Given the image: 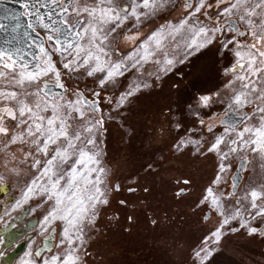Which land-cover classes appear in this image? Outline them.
I'll return each mask as SVG.
<instances>
[{
  "label": "snow or ice",
  "instance_id": "obj_1",
  "mask_svg": "<svg viewBox=\"0 0 264 264\" xmlns=\"http://www.w3.org/2000/svg\"><path fill=\"white\" fill-rule=\"evenodd\" d=\"M205 57L223 92L192 95L191 121L183 108L166 113L170 152L215 160L196 207L217 221L192 264H209L226 235L264 238V181L250 179L264 171V0H0V258L15 244L27 249L19 264H96L98 223L124 188L107 125L126 123L133 98L176 65ZM215 108L220 123H206ZM177 183L182 197L191 181Z\"/></svg>",
  "mask_w": 264,
  "mask_h": 264
},
{
  "label": "rangeland",
  "instance_id": "obj_2",
  "mask_svg": "<svg viewBox=\"0 0 264 264\" xmlns=\"http://www.w3.org/2000/svg\"><path fill=\"white\" fill-rule=\"evenodd\" d=\"M222 64L223 61L221 62V65H217V67H221ZM178 66L182 65H176V67ZM211 72L213 80H210L211 82L209 84L207 83L204 87L197 86L194 88L190 97L192 95H200L203 88H207V90H209L208 93L206 91V94H215L217 91L223 92L224 89L221 84V81L224 78L223 73L217 74L212 70ZM181 87L182 84L178 81L176 75L168 76L164 80L157 82L153 88L146 90L140 93L137 97L133 98L130 107L125 113H123V115L127 118L126 123L117 119L116 122L107 125L108 133L106 136V151L108 165L109 160L115 158L118 154L117 152L120 151L119 139L123 135L122 140L127 142L125 145H129V152H127V155L131 152V154H133L132 157L135 158V160L139 158L140 163L137 164L138 166H141V161H143V164L146 165L148 163H152L153 173L157 177L155 178L154 176L146 174L145 176L148 181L144 182L142 180L143 182H140L138 185V187L141 188V191L144 187H147L149 191L148 193L137 195L140 200V202L138 201L139 206L136 210L137 220L136 223H132V233L130 232L125 234L128 239H131L132 237V240L139 239V243L142 245L146 246V244H149L150 246H153H148L147 252L142 249L144 247L143 246L137 251H134L133 249L128 253L124 251V254L126 253L129 256L133 255V252H135V255H139L140 253L147 254L150 252V249L155 248L158 244H160L163 249L162 251L159 250L160 252L158 254V257L161 258L160 263H164L166 259L169 258V255H173L174 257L183 256L185 254L183 249L186 245L183 246L178 244L181 243L180 240L184 242L185 240H188L189 237L191 238L192 243H196L199 238V236H196L195 233H193V236H190L189 231L191 227L193 228V226L191 221L192 219L190 220V218H188L190 216L189 213H180L179 215L181 223L184 222L185 225L180 227L178 236H176V233L172 236L169 235L167 230L172 227V217L176 215V210L174 208L177 206L179 208H195L196 210L191 214V217L195 215V217H197L196 219H199V222L201 221L205 210H198L196 205L204 188L208 185L210 178L213 176L215 167V160L211 156L205 158L191 155V153L187 151L183 155L173 154L169 151L167 144L175 135V132L169 129V121L166 117L169 106H171L173 119L180 116V112H178L177 109L183 108L184 115L188 117L189 121H191L192 117L189 112V105L194 106L196 104L194 99H190V97L187 98L188 93L185 90H181ZM176 96L179 98V105L181 107L175 106L177 103ZM206 111H210L211 115L204 116L205 122L218 125L222 119L221 116L223 111L220 108L210 110L206 109ZM188 126L191 127V124L189 123ZM122 129L125 130V134ZM161 158H163L162 162ZM127 162L128 161L125 160L124 164L126 165ZM123 166L122 164L120 165V167ZM155 167L157 169L156 171ZM196 178L197 181H200V185L197 186L194 192H186V194L182 197L175 195L179 188H184L181 186L182 184L176 183L177 180L189 179L192 182L195 181ZM250 179L256 182L264 181V171H257ZM135 203H137V200ZM185 203L186 206H183ZM152 220L158 221L156 226L151 224ZM31 229L28 230L19 240H23V238L25 239V236L30 234ZM234 234L226 235L224 238H231ZM240 235L243 236V238H249L243 231H241ZM203 236L204 235H201L200 237L202 238ZM120 237L122 239L124 238V235L122 237L121 232L119 234L118 232L115 233V239H121ZM177 239L178 241L175 242V245L170 246L172 241ZM250 239L251 238H249V240ZM132 240L130 243L134 246L135 241ZM255 243L259 246L253 243L251 245L250 243L251 247L249 246L246 249L247 251H244L242 257L238 260L232 258L234 251H232V253L230 251L227 252L223 263L222 259L214 258V260L209 264H263L264 252L261 251L258 254L257 249L255 250V248H264V238L258 237ZM229 245H231V243L227 244V246ZM235 245H237V243ZM106 248L107 247L105 246H100V248L97 249L96 246L92 248L95 249V251L98 250L100 255L97 257L95 253V256L93 257L96 264H122V262L118 261L119 257L115 258L112 253H108V249ZM117 249L120 248L117 247ZM117 249H115V251ZM26 250L27 249L24 248V251H22L19 257L17 256L18 259L15 261V264H19V258L20 256H23ZM192 250L193 248L191 249V252ZM255 253H257V255H254ZM128 255L126 256L127 259L129 258ZM124 259L125 257H123V261ZM119 260H122V258ZM128 264H139V262Z\"/></svg>",
  "mask_w": 264,
  "mask_h": 264
},
{
  "label": "flooded vegetation",
  "instance_id": "obj_3",
  "mask_svg": "<svg viewBox=\"0 0 264 264\" xmlns=\"http://www.w3.org/2000/svg\"><path fill=\"white\" fill-rule=\"evenodd\" d=\"M221 117H223V114ZM122 131L124 132L125 130L122 129ZM124 134H125V132H124ZM122 137H123V135L119 139V142H120V146H119L120 149L119 150L120 151L117 152L118 153L117 156L115 158H112L111 160H109V159L108 160H109V166L115 172L116 177L118 178V181L122 185H124V188L121 191V193L114 195L111 206L102 215V217L98 223V232H97V235L95 237L94 243L92 244V248L94 246H96V249L100 248L99 242L103 238H106L109 234H113L115 230H116L115 233L118 232V234H119L121 232L122 235L128 234L130 232L132 233L133 226H131V224L133 223V219H134L132 213L134 214V212L135 213L137 212L136 210H137V208L139 206V202H140L137 195H141L144 193L141 190H138L136 193L130 194L126 190L127 183L129 182V181H126V179H125L126 177L136 175L140 181L141 179L146 177L145 175L147 174V172H146L145 168L143 167L146 164H143V161H141V166H138L137 164L140 163L139 158L137 160H135V158L132 157L133 154L129 155L130 159L128 161V158H127L128 155H127L126 150L129 152V149H128L129 145L128 146L125 145L126 142L124 140H122ZM125 160L128 161L130 164L127 162L125 165L124 164ZM121 164H122V166L123 165L124 166L120 167ZM136 169H138V170H136ZM148 175L154 176L155 178H157L155 174H148ZM177 181H182V180H177ZM177 181H176V183H177ZM190 185H189L190 187L188 186L186 188V192H191V191L194 192L196 190L197 186L200 185V181H197V178H196V180L192 181L190 183ZM181 186L185 187L183 184ZM201 186H203V185H201ZM121 199H127L128 200L127 207H122L119 205V201ZM136 200H137V203H135ZM183 206H186V203ZM174 209L176 210V215H174L172 217V219H173V224L171 227L172 231L170 228L167 230V233L169 232V235H171V236L176 233V236H178V230L180 229L181 226L185 225L184 222L181 223V220H180L181 218L179 217V215L181 212L187 211V214L188 213L190 214V216L188 218H190V220L192 219L191 221H192V226H193V228L191 227V229L189 231L190 236L191 235L193 236V233H195L196 236H199L196 243H198L199 240L201 239L200 236L207 234L208 230L210 228H212L216 224V221H217V217L215 215L210 216L208 220L204 219V215H205V212L207 210L204 211V214L201 218V221L199 222V219H196L197 217H195V215H193V217H191V214L196 210L195 208L188 209V207L179 208L177 206ZM117 215H118V219L116 218ZM110 217H111V219H109ZM129 217L132 218L131 221H129V219H128ZM154 226H156V224ZM240 233L241 232L234 234L231 238H227V239L224 238L221 241V244L218 246V249L215 252V254L210 258L209 263H211L214 260V258H219V259L225 258L224 256L227 254V252H230V251H231V253H232V251H234L232 258H234L235 260H238L239 258L242 257L243 252L244 251L246 252L247 251L246 249L249 246L251 247L252 243L255 245H258L255 243L258 236H249L246 234L249 238H251L249 240V238H247V239L243 238V236H241ZM236 237H238V238H236ZM226 243L227 244L231 243V245L227 246ZM236 243H237V245H235ZM250 243H251V245H250ZM117 247L119 248L118 245L114 246L113 247L114 250L117 249ZM124 248L130 249L132 247L130 246V248H127V247H124ZM256 249H257L258 254L261 251L264 252V250H262L264 248H261V249L255 248V250ZM92 252H93V257L95 256V253H96L97 257L100 256L98 253L99 252L98 250L95 251V249H92ZM257 253H255L254 255H257ZM190 258L192 259V254L190 255ZM136 259H139V260H136ZM148 259L149 258L146 259V257L144 255H137L136 254V255H130L128 259L125 257L124 261H120V262H122V264L136 263V262L137 263L139 262V264H148V262H149Z\"/></svg>",
  "mask_w": 264,
  "mask_h": 264
},
{
  "label": "crops",
  "instance_id": "obj_4",
  "mask_svg": "<svg viewBox=\"0 0 264 264\" xmlns=\"http://www.w3.org/2000/svg\"><path fill=\"white\" fill-rule=\"evenodd\" d=\"M210 67H211L210 62H209V60L207 61V58L206 57L205 58H201L200 60H196L194 64L192 62H189V64L187 66H183L182 65V66L176 67L177 71H176V74L175 75L178 78V81L182 84L181 90H183V91L185 90L188 93V97L187 98L190 97V94H191V92L194 89L193 86H192L193 85V82H195L196 85L199 86V87L200 86H203L204 87L205 85H207V83L209 84L211 82L210 80H213L212 77H211V73L212 72H211ZM181 69H182V71H181ZM170 75H172V74H169L168 76H170ZM201 91H205V92L207 91V93H208L209 90H207V88H203ZM176 102L177 103L175 104V106L181 107L179 105V98L177 96H176ZM126 144H127V142H126ZM126 152H128V151L126 150ZM130 154L131 153H129L128 155H130ZM191 155H193V154L191 153ZM127 157H128V161H129L130 157L129 156H127ZM155 170H157L156 167H155ZM142 180L144 182H147L148 181L147 177H145V178H143V179H141L139 181V184H140V182H143ZM186 213H187V211L181 212V214H186ZM132 215L134 217L133 223H136V220H137V212L136 213L134 212V214L132 213ZM131 226H132V224H131ZM171 231H172V228H171ZM115 232H116V230L114 231L113 234H109L106 237V239L103 238L99 242V246H101V247H104V246L107 247L106 249H108L107 250L108 253H112L113 256H115V258H118V257H119V259L122 258V260H119L118 259V261H123V257H126L128 255L126 253H128L132 249L134 251H137L138 249H141V247L144 246L142 249H144V251L147 252L148 246H150L149 244H146V246L145 245H142V244L139 243V239L132 240V237H131V239H128L125 236V234H123L124 235V238L123 239L121 237H120L121 239H115ZM123 235H122V237H123ZM183 239H185V238H183ZM131 240L132 241H135L134 246H133V244L130 243ZM176 241H178V239L172 241V244L170 246L175 245V242ZM185 241H186V244H185ZM185 241L182 242L180 240L181 243H178V244L183 245V246L186 245V247L183 249V251H184L185 254L183 256H174V257H173V255H169V258L166 259L167 262L165 261L164 263H160V259L161 258L158 257L159 256L158 255L159 252L163 250L161 248V245L160 244H158L155 248H152V249L149 248L150 249V252L149 253H147V254H145V253L144 254H141L140 253L139 255H144L146 257V259L149 258L148 264H192V259L190 258V255L192 254L191 253V249L194 246H196L197 243H192L191 242V239L189 237H188V240H185ZM116 245H118L120 249H117L115 251L113 247L116 246ZM130 245H131L132 248H130ZM151 246H153V245H151ZM124 247L130 248V249H125ZM124 251L126 252L125 254H124ZM133 255H135V252H133ZM224 257L226 258V255ZM225 258L222 259V263L224 262Z\"/></svg>",
  "mask_w": 264,
  "mask_h": 264
},
{
  "label": "bare ground",
  "instance_id": "obj_5",
  "mask_svg": "<svg viewBox=\"0 0 264 264\" xmlns=\"http://www.w3.org/2000/svg\"><path fill=\"white\" fill-rule=\"evenodd\" d=\"M34 222L33 221H29V224L32 225ZM21 233L23 232V229H21L20 231ZM16 236H18L19 234L15 233ZM21 247H18L17 249L14 250V252L10 253L12 251V249H8L6 252V255L2 258H0V264H15V261L18 259L15 258V256L17 255V253L20 251Z\"/></svg>",
  "mask_w": 264,
  "mask_h": 264
},
{
  "label": "water",
  "instance_id": "obj_6",
  "mask_svg": "<svg viewBox=\"0 0 264 264\" xmlns=\"http://www.w3.org/2000/svg\"><path fill=\"white\" fill-rule=\"evenodd\" d=\"M232 119L235 120V119H237V117L234 116V117H232ZM30 221H31V220H30ZM33 222H34V221H33ZM27 223H28V230H30V229L32 228V225H33L34 223H33L32 225L29 224V221H28ZM17 233L19 234V235H18L19 238H22L26 232L23 231V234H21V232H17ZM23 240H24V238H23ZM23 240H18V241H17V244H19V243H20L21 241H23ZM13 248H14V249H17L18 247H16V245L14 244V245H13ZM24 248H25V247H21L20 251L17 253V255L15 256V258H16L17 256H19V255L22 253V251H24ZM12 252H14V251L12 250L10 253H12Z\"/></svg>",
  "mask_w": 264,
  "mask_h": 264
}]
</instances>
